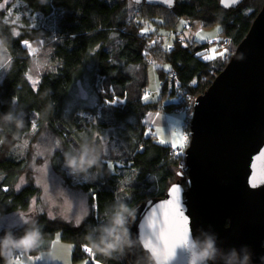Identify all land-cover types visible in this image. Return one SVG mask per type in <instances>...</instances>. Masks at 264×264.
I'll list each match as a JSON object with an SVG mask.
<instances>
[{
    "label": "trees",
    "instance_id": "obj_1",
    "mask_svg": "<svg viewBox=\"0 0 264 264\" xmlns=\"http://www.w3.org/2000/svg\"><path fill=\"white\" fill-rule=\"evenodd\" d=\"M14 1L48 16L49 24L56 23L44 30L19 27L17 33L15 26L5 20L1 8L5 0H0V218L26 214L34 204L37 207L32 222L1 228L0 238L5 231L19 238L26 230L39 228L40 242L61 231L63 240L74 244V261L94 256L101 264H128L125 248L109 256L93 244H98L105 235L104 229L112 226L122 204L132 210L146 200L164 196L178 179L180 163L185 159L183 154L177 156L172 146L156 141L154 136L147 137L142 119L151 111L185 108L189 114L188 146L190 115L196 99L210 87L230 58L208 59L207 41L187 36L181 42L176 38L173 46L166 47L158 35L163 29H178L182 19L190 22L194 30L201 25L208 28L219 24L220 36L227 35L237 48L264 0H245L236 9L222 7L220 0H176L170 9L132 0ZM37 46L42 48L37 50ZM37 51L40 69L34 73ZM90 59L96 70L93 86L102 105L97 119L104 118L106 125H119L136 118V141L130 140L126 148L113 140L105 143L98 138L87 151H102L99 164L86 174H73L64 166L65 154L79 156L86 148L65 120V103ZM152 63L162 86L160 98L155 101L145 100ZM169 99L179 101L166 103ZM92 113L96 115L97 109ZM27 119L34 120L37 130L49 128L53 132L59 141L52 155L54 171L69 188L83 192L89 202L96 204L97 216L89 214L76 225L59 220L48 212L42 188L34 180L20 186L30 168V148L23 144ZM88 121L77 114L76 127L80 129ZM100 165L107 166L104 176ZM40 250L35 247L30 251ZM9 257L0 256V264H6Z\"/></svg>",
    "mask_w": 264,
    "mask_h": 264
},
{
    "label": "water",
    "instance_id": "obj_2",
    "mask_svg": "<svg viewBox=\"0 0 264 264\" xmlns=\"http://www.w3.org/2000/svg\"><path fill=\"white\" fill-rule=\"evenodd\" d=\"M132 1L167 9L176 2ZM244 1L220 3L236 9ZM190 134L178 179L127 216L128 264L164 259L166 247L152 235L157 210L176 227L170 238L182 241L167 264H190L192 252L209 242L212 255L198 264H264V4L226 67L197 97Z\"/></svg>",
    "mask_w": 264,
    "mask_h": 264
},
{
    "label": "rangeland",
    "instance_id": "obj_3",
    "mask_svg": "<svg viewBox=\"0 0 264 264\" xmlns=\"http://www.w3.org/2000/svg\"><path fill=\"white\" fill-rule=\"evenodd\" d=\"M1 8L5 11V20L15 26V32L17 33L19 32L17 30L19 27L28 25L31 28H41L44 30L45 27L53 28L56 23L55 21L49 24L50 19L48 16L41 12L27 9L21 1L5 0ZM185 26L186 20L182 19L178 25V29L172 31L163 29L161 31L162 34L158 35L159 41L165 39V42H162V44L166 47H171L177 38V34H181L180 37L182 38L191 36V39L207 41L210 44L207 58L210 60L221 59L223 58L222 56L231 58L235 53L236 48L232 46L230 38L227 35L220 36L221 26L219 24L208 28H203L201 25L196 30L192 26L191 29H185ZM152 28L156 29V25L153 24ZM41 48V46H37V50ZM39 55L40 52L37 51L35 57H37L38 62L34 68V73L40 69ZM95 73L94 60L90 59L81 70L66 100L65 120L69 128L78 135L86 151L89 150L91 143L98 138L102 139L105 143L113 140L127 148L131 144L130 140L136 141L133 125H136L137 119L132 117L127 121L128 123L123 122L119 125L113 123L106 125L107 121L104 118L97 119L101 116L102 111L99 109L102 105L93 86ZM159 86L158 74L155 65L152 63L149 66V83L147 92L145 93V100L155 101L159 99ZM177 101L179 100L169 99L165 102ZM94 108L97 109L96 115L92 113ZM77 114L87 117L89 120L80 129L76 127L78 125L76 122ZM192 114L193 111L191 112V117ZM173 116L179 117L182 122L189 118L188 111L185 108L180 110L160 109L149 112L142 119V125L145 128L147 137L154 136L156 141L165 145H170L172 131L173 129L176 130L177 134L180 135L178 146L183 151L181 154L184 155L188 147L185 140L186 129L182 126L175 127L176 121ZM36 126L34 120L27 119L25 122L23 144L24 148H30V168L23 175L20 186H24L29 180H34L42 188L43 199L46 208L49 210L48 212L52 217L59 220L76 225L89 214L97 216L96 204L89 202L88 197L83 192L69 188L65 184L64 179L54 171L52 167V155L54 150L59 147L58 139L49 128L39 131ZM106 167L99 166L101 176L107 174L108 169ZM111 168L114 170L115 166L112 164ZM36 210L37 207L34 204L32 210L26 214L14 213L1 217L0 229L22 226L28 222H32L36 218ZM48 243L50 246L46 248L48 247ZM37 248H42V250L35 253H31L30 250H14L6 264H90L92 262L101 264L94 256L74 261V244L63 240L61 231H58L55 237L50 240H41ZM14 252L24 253L23 258L16 262L14 260L16 255Z\"/></svg>",
    "mask_w": 264,
    "mask_h": 264
},
{
    "label": "clouds",
    "instance_id": "obj_4",
    "mask_svg": "<svg viewBox=\"0 0 264 264\" xmlns=\"http://www.w3.org/2000/svg\"><path fill=\"white\" fill-rule=\"evenodd\" d=\"M187 23V22H186ZM184 39V38H183ZM196 103V102H195ZM11 119V117H7ZM190 142V141H189ZM101 150H94L92 152L84 151L79 156H70L65 154L64 166L67 167L71 173L80 174L87 173L88 169L98 165ZM185 160V159H184ZM126 214L131 215V210L126 205H121L119 211L112 219V226L105 228V235L101 237L98 244L94 243L95 247H99L101 252L111 256L114 252H123L125 247L131 246L129 236V229L126 227ZM40 239V229H28L23 236L19 238L14 237L11 232L5 231L3 238H0V256H9L14 250L29 251L38 246ZM19 254V253H17ZM16 254V255H17ZM212 255V244L209 242L200 252L193 251L190 264H198L199 261L210 258ZM155 264H167V259L155 258Z\"/></svg>",
    "mask_w": 264,
    "mask_h": 264
},
{
    "label": "snow or ice",
    "instance_id": "obj_5",
    "mask_svg": "<svg viewBox=\"0 0 264 264\" xmlns=\"http://www.w3.org/2000/svg\"><path fill=\"white\" fill-rule=\"evenodd\" d=\"M175 191H178V189H174V192ZM154 215L156 221L158 222L151 224V228L153 229L152 235L156 241H163L166 247V253L164 258L168 259L173 255L175 247L182 241L179 238H170L169 233L174 232L176 227L174 224L166 222L164 213H161L159 212V210H157ZM86 250L91 252V249Z\"/></svg>",
    "mask_w": 264,
    "mask_h": 264
},
{
    "label": "crops",
    "instance_id": "obj_6",
    "mask_svg": "<svg viewBox=\"0 0 264 264\" xmlns=\"http://www.w3.org/2000/svg\"><path fill=\"white\" fill-rule=\"evenodd\" d=\"M165 42V39H163V43ZM160 82V81H159ZM160 86H161V84H160ZM160 86H159V92H160ZM180 110V109H179ZM186 110V109H185ZM173 118L175 119V121H176V126L175 127H177V126H182L183 128H185L186 129V121H183L182 122V120L179 118V117H175V116H173ZM184 129V130H185ZM186 135H187V130H186V134H185V140H186V143L188 142L187 141V138H186ZM179 139H180V135L179 134H177V132H176V130H174L173 129V131H172V136H171V142H170V146H172V147H174V148H179V146H178V143H179ZM173 145H175V146H173ZM15 254H17V252L15 253ZM23 258V257H22ZM21 258V259H22ZM20 259V260H21ZM14 260L16 261V259L14 258ZM19 260V261H20ZM17 262V261H16Z\"/></svg>",
    "mask_w": 264,
    "mask_h": 264
},
{
    "label": "built area",
    "instance_id": "obj_7",
    "mask_svg": "<svg viewBox=\"0 0 264 264\" xmlns=\"http://www.w3.org/2000/svg\"><path fill=\"white\" fill-rule=\"evenodd\" d=\"M191 26H192L191 23L190 22H187V24L185 26L186 27L185 29H191ZM180 36H181V34H177V38H178L179 42L183 41V38L180 37ZM161 87L162 86H160V90H161ZM186 138H187V141H188V139H189L188 133L186 135ZM173 152L177 156H180L183 151H182L181 148H177L176 149V148L173 147ZM180 165H181V167H184V165H185V160L184 159L181 161ZM23 256H24V253H19V254L15 255L16 261H19Z\"/></svg>",
    "mask_w": 264,
    "mask_h": 264
}]
</instances>
